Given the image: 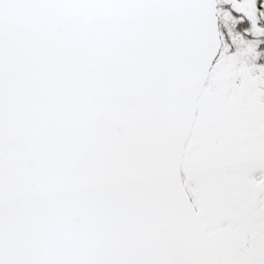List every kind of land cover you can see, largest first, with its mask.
Wrapping results in <instances>:
<instances>
[{
    "label": "snow or ice",
    "instance_id": "obj_1",
    "mask_svg": "<svg viewBox=\"0 0 264 264\" xmlns=\"http://www.w3.org/2000/svg\"><path fill=\"white\" fill-rule=\"evenodd\" d=\"M0 264H264V0H0Z\"/></svg>",
    "mask_w": 264,
    "mask_h": 264
}]
</instances>
